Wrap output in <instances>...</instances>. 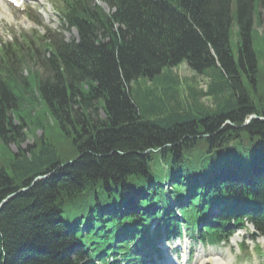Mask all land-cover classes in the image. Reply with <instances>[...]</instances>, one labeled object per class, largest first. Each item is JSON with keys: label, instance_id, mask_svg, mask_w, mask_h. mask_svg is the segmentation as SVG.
<instances>
[{"label": "trees", "instance_id": "16d2710c", "mask_svg": "<svg viewBox=\"0 0 264 264\" xmlns=\"http://www.w3.org/2000/svg\"><path fill=\"white\" fill-rule=\"evenodd\" d=\"M53 1L78 41L41 40L49 75L17 79L21 48L0 51V147L14 168L0 167V202L51 173L1 207L0 264H143L130 245L152 241V220L155 238L161 226L217 244L245 222L264 236L261 0H102L111 15ZM181 64L192 79L172 74ZM250 115L262 120L240 127Z\"/></svg>", "mask_w": 264, "mask_h": 264}, {"label": "rangeland", "instance_id": "374dc122", "mask_svg": "<svg viewBox=\"0 0 264 264\" xmlns=\"http://www.w3.org/2000/svg\"><path fill=\"white\" fill-rule=\"evenodd\" d=\"M38 3V2H36ZM34 3L32 2L30 6H34ZM46 4V3H45ZM38 5V4H35ZM18 12L17 10L11 9L8 12L9 15V22H4L5 27L0 29V45H6L10 44L8 42L9 37L14 38V42H24L25 39H34L36 37L47 35V31L49 35H59L58 39L60 41H70L73 38H76V32L73 29H68L66 27H60V23L57 20L54 12L49 9L48 7L44 8L43 12L41 13L36 12L33 13L34 17L33 19L37 22H39V25H36L34 22L29 21L26 23L23 18V16L17 17L15 15ZM13 15V17H12ZM260 22L259 26L257 27L256 31L259 35L264 37V10L260 9ZM20 22H24V25H21ZM12 28L15 32L13 33H7V29ZM26 33V34H25ZM21 34L28 35L27 37H21ZM28 39V40H29ZM35 41V40H33ZM38 42V41H37ZM29 49L32 53L36 54L37 59L40 61V58L47 59L49 57V53L46 51H40L35 52L33 45L29 46ZM24 55L27 57H24L26 61H29V52L27 50L22 51ZM27 68H31L32 70H39L42 75L46 73V71L41 67L40 62L37 64H33L32 61L28 62V67H19L16 70L15 76L17 78H23L27 75ZM172 74L176 75L179 80L184 79H192L193 74L190 72L184 65L179 66L172 70ZM48 75V73H46ZM195 82L197 84L198 88H201L204 90L206 88V79L202 78L201 76L195 78ZM191 81H188V84H191ZM158 89H160L163 84L161 82H158V84L155 85ZM99 115L102 117V113L99 112ZM12 122L14 126H18V122L12 117ZM24 132V129H23ZM26 133V131H25ZM26 138L22 139L21 148L25 149L27 146L31 145L33 143V138L29 134H27ZM41 135V132L38 131L36 133V137H39ZM8 149L10 152H16V147L14 144H10L8 146ZM2 149L0 147V167H3L8 175H14V168L13 165L9 163H3V154ZM13 156V154H11ZM7 159V155L5 156ZM249 231H237V233L230 239V241L226 245H220L217 247H207L198 245L197 243L190 242L189 240H185V244L188 245L190 249V257L192 258V262L190 264H194L196 256L198 254H205V255H211L213 260H218L219 262L223 264H264V237H254L252 234V229L250 226H248ZM253 237V239H252ZM182 241V242H183ZM245 242V246L243 251H239L237 248V245L241 242ZM258 244L262 250L261 254H258L254 250V246ZM161 247L164 250V254L167 257L174 258L175 252H172V249L174 246H168L164 243L161 244ZM201 258V257H200ZM199 259V258H198ZM202 259V258H201ZM208 259V260H210ZM165 260V259H164ZM198 263V262H196ZM159 264H163V261L159 262Z\"/></svg>", "mask_w": 264, "mask_h": 264}, {"label": "bare ground", "instance_id": "6f19581e", "mask_svg": "<svg viewBox=\"0 0 264 264\" xmlns=\"http://www.w3.org/2000/svg\"><path fill=\"white\" fill-rule=\"evenodd\" d=\"M200 257H201V254H200V256H197V258H196V262H198L197 264H216V263H213L215 261L211 262V260H213V259L205 261V260L201 259L202 257L201 258ZM206 257L212 258L211 255H206ZM172 261H173V259L172 260L170 259L168 262L173 264L174 262H172Z\"/></svg>", "mask_w": 264, "mask_h": 264}, {"label": "water", "instance_id": "95a60500", "mask_svg": "<svg viewBox=\"0 0 264 264\" xmlns=\"http://www.w3.org/2000/svg\"><path fill=\"white\" fill-rule=\"evenodd\" d=\"M252 117H253V116H250V117L248 118L247 122H248ZM12 196H14V194H13ZM9 198H11V197L8 196V197H7V198L1 203V206L4 205V204L8 201Z\"/></svg>", "mask_w": 264, "mask_h": 264}]
</instances>
